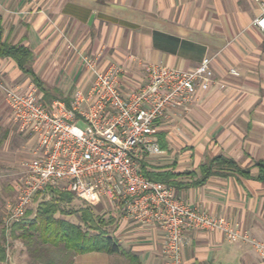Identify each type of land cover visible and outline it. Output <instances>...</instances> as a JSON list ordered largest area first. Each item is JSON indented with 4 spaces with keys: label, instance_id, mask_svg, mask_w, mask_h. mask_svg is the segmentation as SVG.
Here are the masks:
<instances>
[{
    "label": "crops",
    "instance_id": "obj_1",
    "mask_svg": "<svg viewBox=\"0 0 264 264\" xmlns=\"http://www.w3.org/2000/svg\"><path fill=\"white\" fill-rule=\"evenodd\" d=\"M262 13L264 0H0L3 39L30 49L29 66L48 91L38 88L13 58L0 56V232L7 230L5 204L16 197L19 177L37 145L36 137L21 132L12 119L1 85L36 86L48 109L68 112L76 92L87 94L93 81L82 55L92 57L100 70L121 65L124 92L144 81L141 60L191 69L210 56L211 85L197 88L189 106L167 111L157 122L163 153H143L138 163L174 173L180 183L172 186L176 197L212 216L223 215L264 241L263 182L230 172L192 183L201 176L200 165L216 155L250 167L253 176V162L264 158V29L254 23ZM230 66L239 74H229ZM89 205L112 217L110 234L140 264H169L158 224L137 221L103 203ZM185 235L182 264H264L250 244L230 241L221 230H186ZM12 259L15 255L6 251L0 264H17ZM67 264L129 262L120 253L93 250L72 252Z\"/></svg>",
    "mask_w": 264,
    "mask_h": 264
},
{
    "label": "built area",
    "instance_id": "obj_2",
    "mask_svg": "<svg viewBox=\"0 0 264 264\" xmlns=\"http://www.w3.org/2000/svg\"><path fill=\"white\" fill-rule=\"evenodd\" d=\"M254 23L264 29V13ZM81 59L93 81L87 94L76 92L68 112L48 109L36 86L1 85L19 130L37 140L35 157L19 177L16 200L5 204L6 227L25 213L37 192L54 188L87 204L103 203L137 221L158 224L165 234L169 264H182L185 232L195 229L221 230L230 241L250 244L264 260V241L223 215L212 216L187 204L176 197L171 185L147 178L138 163L143 153H163L156 138L157 122L167 111L189 106L197 88L211 85L212 58L203 56L191 69L141 60L145 79L126 92L120 87V65L112 63L100 70L92 57ZM227 70L239 74L233 66Z\"/></svg>",
    "mask_w": 264,
    "mask_h": 264
},
{
    "label": "trees",
    "instance_id": "obj_3",
    "mask_svg": "<svg viewBox=\"0 0 264 264\" xmlns=\"http://www.w3.org/2000/svg\"><path fill=\"white\" fill-rule=\"evenodd\" d=\"M83 12L85 15H88L90 11L89 9H83ZM110 19L124 25H133L115 17H110ZM0 56L13 58L18 67L32 77L35 85L43 90L45 94H48V91L44 90L40 80L29 66L32 56L30 49L23 45L11 44L3 39L1 16ZM160 147L162 148V142L160 143ZM252 166L257 168V173L254 176L251 175L250 167H240L232 157L216 155L208 163L200 165L201 176L192 183H202L212 174L227 175L230 172H237L238 174L252 177L264 183V158L255 160ZM140 169L149 179L158 180L173 187H177L180 184L175 180L174 173L170 171L146 170L144 164H141ZM49 192L51 193L53 202L48 204L47 201H41L34 217L29 218V220L24 219L15 224V227L22 231V235L26 234L27 229L31 228L38 231L43 241L53 243L61 241L63 247L71 250L73 253L93 250L107 253H120L128 259L129 264H140L138 256L122 247L117 239L105 229L104 225H107V222H105L102 217L95 215L91 206L85 204L77 208L79 211L80 223H73L64 218L55 217L54 214L57 211L63 214H71L74 210H65L61 207V203L64 201L70 202L76 197L70 192L54 188H50ZM47 204L48 206H46ZM89 231H93V233ZM3 239L4 230L2 229L0 232V260H4L6 257V247L3 244Z\"/></svg>",
    "mask_w": 264,
    "mask_h": 264
},
{
    "label": "rangeland",
    "instance_id": "obj_4",
    "mask_svg": "<svg viewBox=\"0 0 264 264\" xmlns=\"http://www.w3.org/2000/svg\"><path fill=\"white\" fill-rule=\"evenodd\" d=\"M61 1V0H57ZM121 66V65H120ZM122 67V66H121ZM16 198V197H15ZM10 199L11 202H14L16 199ZM41 201H47V203L53 202L51 199V193L49 190L43 192H37L35 196H33L31 205L26 209L25 213L20 216L18 219L10 221L6 227V234L4 232L3 244L6 247V251L9 255H15V260L17 264H67L68 260L72 254L71 250L65 249L63 247V243L61 241L53 243V242H45L43 241L38 231L33 229H27L26 234L22 235L21 230H18L15 227L16 223L29 218L34 217L37 212L38 205ZM4 199L0 204V207L3 206ZM83 202V201H82ZM80 199L73 198L70 202H62L61 207L65 210L70 209L74 210L71 214H63L59 211L55 212L54 216L59 218H64L73 223H80L79 211L77 208L85 205L82 203ZM48 204L46 206H48ZM89 205V204H86ZM91 206V205H89ZM94 208V209H93ZM93 212L95 215L102 217V219L107 222L105 224V229L110 233L112 228V220L111 216L106 213H100V206L93 207ZM29 214H28V213ZM1 213H0V223H1ZM28 216V217H27ZM4 223V221H3ZM4 223V227H5ZM4 230V228H3ZM93 233V231H89Z\"/></svg>",
    "mask_w": 264,
    "mask_h": 264
},
{
    "label": "water",
    "instance_id": "obj_5",
    "mask_svg": "<svg viewBox=\"0 0 264 264\" xmlns=\"http://www.w3.org/2000/svg\"><path fill=\"white\" fill-rule=\"evenodd\" d=\"M93 14L90 15L88 22L90 23L92 20Z\"/></svg>",
    "mask_w": 264,
    "mask_h": 264
}]
</instances>
